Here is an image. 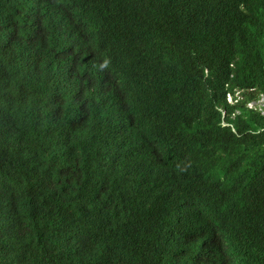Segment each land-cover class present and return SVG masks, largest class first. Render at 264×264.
Segmentation results:
<instances>
[{
	"label": "trees",
	"instance_id": "1",
	"mask_svg": "<svg viewBox=\"0 0 264 264\" xmlns=\"http://www.w3.org/2000/svg\"><path fill=\"white\" fill-rule=\"evenodd\" d=\"M31 1L0 0V264H264V0ZM138 154L169 198L109 209Z\"/></svg>",
	"mask_w": 264,
	"mask_h": 264
},
{
	"label": "clouds",
	"instance_id": "2",
	"mask_svg": "<svg viewBox=\"0 0 264 264\" xmlns=\"http://www.w3.org/2000/svg\"><path fill=\"white\" fill-rule=\"evenodd\" d=\"M54 3L46 0L31 1L26 4L23 8V13L26 19L30 23H34V26H38L43 23H52L56 17V10L53 9ZM231 102V97L228 98ZM158 163L155 159L147 157L143 154H138L133 157L124 158L119 165L114 169L115 180L111 183H105V187L102 195L97 197L107 206L109 209L115 207L121 199L127 198L134 200L136 202L135 212L137 213L148 203L155 201L159 202L163 197H167L162 189L154 191L153 182L150 184L149 179H153L155 174L159 170L157 167ZM131 176L128 182H122L126 180L127 177ZM174 179L170 178L167 183V187L175 193L170 196V199L174 204H177L176 215H189L191 212L190 206L185 202L183 193L179 191L174 183ZM138 184L139 186H135ZM197 193V191L194 189ZM169 198V196L167 197ZM190 223L192 227L204 226L207 229V212L205 211L201 217L195 214L190 215ZM149 219L154 220L155 214L153 212L149 213ZM137 230L144 236L145 231L149 227L147 221H136ZM187 228L181 225H174L171 229L172 233H180L185 239ZM248 235L252 237L254 232L246 227L239 235ZM151 239V237H147ZM187 243L188 240L185 239ZM203 247V246H202ZM97 248L92 249L90 252L92 254L97 253ZM170 257V255H169ZM181 264H184L181 262ZM211 264V263H210Z\"/></svg>",
	"mask_w": 264,
	"mask_h": 264
}]
</instances>
